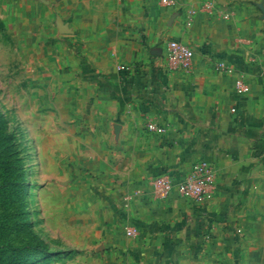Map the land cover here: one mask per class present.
Returning a JSON list of instances; mask_svg holds the SVG:
<instances>
[{
  "label": "crops",
  "instance_id": "0c3cea01",
  "mask_svg": "<svg viewBox=\"0 0 264 264\" xmlns=\"http://www.w3.org/2000/svg\"><path fill=\"white\" fill-rule=\"evenodd\" d=\"M49 1L29 0V19L72 44L61 53L78 80L85 76L80 84L95 103L90 121L119 159L120 264H264V0L262 9L254 0H213L211 15L207 0L169 7L157 0ZM62 23L69 33L59 32ZM173 39L196 52L188 74L167 66ZM219 60L244 74L249 93L239 94L233 78L214 67ZM120 64L132 68L120 72ZM149 119L166 132L147 131ZM199 160L216 171L203 201L177 191L158 197L150 176L180 180ZM136 190L145 193L123 208L125 194ZM125 225L138 235L128 236Z\"/></svg>",
  "mask_w": 264,
  "mask_h": 264
},
{
  "label": "rangeland",
  "instance_id": "374dc122",
  "mask_svg": "<svg viewBox=\"0 0 264 264\" xmlns=\"http://www.w3.org/2000/svg\"><path fill=\"white\" fill-rule=\"evenodd\" d=\"M29 5L0 0V264H120L119 159L90 121L72 44Z\"/></svg>",
  "mask_w": 264,
  "mask_h": 264
},
{
  "label": "built area",
  "instance_id": "2783aa9c",
  "mask_svg": "<svg viewBox=\"0 0 264 264\" xmlns=\"http://www.w3.org/2000/svg\"><path fill=\"white\" fill-rule=\"evenodd\" d=\"M161 6L169 7L176 4L177 0H157ZM215 4L213 0H207L204 4V11L210 15L214 13ZM194 14V12H192ZM229 18V13L223 15ZM196 58V52L189 45L184 42L173 39L167 43L166 46V62L171 70L181 71L188 74ZM214 67L227 77L233 78L235 89L239 94H247L251 91L250 83L247 81L244 74L238 73L237 70L227 61L219 60L215 63ZM132 66L128 64L118 65V71H128ZM235 110V109H233ZM145 129L150 132L164 134L167 127L154 119H149L145 124ZM152 184L155 192L160 199H166L171 196L175 191L180 196L192 198L197 201H203L213 190L216 183V171L211 162L206 160H199L193 163L191 169L187 171L180 180L171 174H160L150 176L148 179ZM145 190H136L129 194H125L123 199V208L128 206V202L137 195H143ZM125 233L131 237L138 235L136 227L125 225L123 227Z\"/></svg>",
  "mask_w": 264,
  "mask_h": 264
}]
</instances>
